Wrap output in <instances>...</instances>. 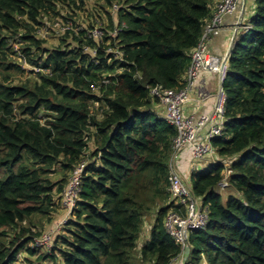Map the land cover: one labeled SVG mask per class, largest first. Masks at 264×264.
Instances as JSON below:
<instances>
[{"label": "trees", "instance_id": "16d2710c", "mask_svg": "<svg viewBox=\"0 0 264 264\" xmlns=\"http://www.w3.org/2000/svg\"><path fill=\"white\" fill-rule=\"evenodd\" d=\"M103 1L116 6L108 22L89 0H0V264L36 251L31 217L63 210L62 191L82 161L76 204L51 238L52 264H170L180 252L164 226L177 208L168 179L176 130L154 111L148 87L184 85L216 0ZM248 4L251 29L233 41L222 83L223 133L212 140L220 159L190 175L208 224L189 233L187 264H264V0ZM99 20L102 41L84 37ZM226 172L224 197L216 186Z\"/></svg>", "mask_w": 264, "mask_h": 264}, {"label": "built area", "instance_id": "2783aa9c", "mask_svg": "<svg viewBox=\"0 0 264 264\" xmlns=\"http://www.w3.org/2000/svg\"><path fill=\"white\" fill-rule=\"evenodd\" d=\"M255 1V0H252ZM246 0H219L212 9L211 16L205 20L200 38L190 54V63L184 74V85L180 88H168L161 84H155L148 87L150 97L155 100L164 109L166 122L173 126L176 135L172 140V155L169 160V192L175 210H169L164 216V226L166 232L179 245V254L171 260L178 261L179 264H187L189 261L190 247L188 235L193 231L204 230L208 224V206L204 204L192 191L191 183L181 175L176 160L178 155L185 149L189 150L194 161L200 162L214 152L212 140L223 133L224 111L226 103V94L222 87L224 81L229 50L223 55H215L208 51L207 41L216 36L222 30V21L224 16L237 12L240 6L244 10ZM116 9V6L113 5ZM240 11V13H241ZM54 27L60 30L73 29L72 25H63L55 22ZM235 33L241 30L242 34L251 29L250 21L239 20L234 27ZM81 29V28H80ZM121 28H115L112 35L117 34ZM78 30V28L76 29ZM84 37L92 38L96 42L102 41L105 36L104 27L96 24L93 27L83 29ZM235 38L233 39V41ZM99 45L91 48L92 53H96ZM107 51L113 52L116 57L121 58V52L118 49L107 48ZM201 71L215 72L220 74L219 86L216 92V100L213 110L210 114L201 115L198 119L193 116L185 115L183 112L184 103L188 100L189 91L194 84L195 79ZM106 82V80H103ZM208 126V127H207ZM85 162L82 161L76 165L68 177L65 187L62 191L60 204L66 212L62 223L66 222L68 215L74 208L78 195L81 191V180L84 172ZM193 166L191 168L194 169ZM225 177L221 182L225 181ZM63 223V224H64ZM51 232L42 233L33 239L31 245L34 247H43L47 250L51 247ZM170 262V263H171Z\"/></svg>", "mask_w": 264, "mask_h": 264}, {"label": "crops", "instance_id": "0c3cea01", "mask_svg": "<svg viewBox=\"0 0 264 264\" xmlns=\"http://www.w3.org/2000/svg\"><path fill=\"white\" fill-rule=\"evenodd\" d=\"M241 8L242 6H240L237 12L234 14L231 15L229 14L224 16L222 21V30L220 31V33L216 36H212L207 41V48L210 53L219 56L223 55L229 50V47L233 42V39L238 38V34L240 33L241 30H238V32L235 33L234 27L235 24L239 20H241L240 19ZM252 9L253 6L249 4L246 5L245 3L244 17H243V20L245 22H248L249 16L253 14ZM219 77H220L219 74L215 72H207V71L200 72L199 76L195 79L194 84L189 91L188 100L184 103L183 112L185 115L193 116L194 119H198V117H200L201 115L210 114L212 112L216 100V92L219 86ZM153 109L156 112V114H158L159 116L164 115V109L158 103L154 104ZM219 159L220 158H218L215 152H213L211 156H207L202 161L197 162L193 160L190 151L185 149L178 155L176 163L178 165L181 175L188 177V175L190 174L189 173L190 169L193 167L192 164H194V166H197L198 169H202V168H206L207 166H210L212 161L215 162L218 161ZM187 181L191 182L189 179ZM62 216L58 218L59 217L58 215L56 217V220L54 221L55 223H53L55 224L54 227L57 230H59L58 223L62 218ZM151 224L149 225V228ZM50 229L51 231H53V227H51ZM148 236H149V231L145 239H147ZM170 264H179V262L176 260V261H172ZM201 264H205V262L202 261Z\"/></svg>", "mask_w": 264, "mask_h": 264}, {"label": "rangeland", "instance_id": "374dc122", "mask_svg": "<svg viewBox=\"0 0 264 264\" xmlns=\"http://www.w3.org/2000/svg\"><path fill=\"white\" fill-rule=\"evenodd\" d=\"M218 1L219 0H216V2L214 3L213 7L215 6V4ZM89 2L92 4V6H95V5H96V7L98 6L99 14L102 15L105 20H107V21L99 20L95 24L104 25L102 23V21L103 22H108V20H109L108 17L110 15H112L113 18H116L115 10L113 8L105 5V2L103 0H89ZM93 14L95 16H97L98 13H93ZM251 16H252V14H251ZM251 16H249V20L248 21H251ZM83 17L85 18V20H83V22L85 24L92 23L90 21V18L92 16L84 15ZM240 35H242L241 31L238 34V36H240ZM48 36H50V34L47 32L45 34V37H48ZM57 42H58V38H57V40H55V39H47V42H45L44 44H46L49 47H53L54 45L56 46ZM15 46H18V45H15ZM89 147H90L89 149H91L93 147V142L89 143ZM214 163L215 162L212 161L211 164H214ZM192 166H194V164H192ZM194 167H195L194 169H192V170L190 169V172H189L190 174L188 175V177L183 176L185 180H188V179L190 180V175H191L192 171L199 170L197 168V166H194ZM57 168H59V165H57ZM228 174H229V172H226L225 175H224V177L226 178L225 181L224 182H220L216 186L217 192L220 193L224 197H226L229 194H232V188L229 186V183H228V180H227ZM62 175H63L62 171L58 170V171H56L54 173H51L50 174V178L52 180H58V179H60L62 177ZM170 198H171V196H170ZM62 214H63V216H62ZM58 215H59L58 218H60L62 216V218L60 219V221L58 223L59 230H57L54 227L55 224H53V223H55L54 221L56 220V217ZM65 216H66V212L64 210H62V209H58L57 213L52 217V219H49V216H47V215H41V214L33 215L31 217V220H32V223H33V229H35L38 232H40V234L46 233V232H51V234H52V236L54 238L60 232H62L61 230L63 228L62 226H63V223H64V222L62 223V220L65 218ZM154 217H155L154 211L148 213L145 216L144 223H143L142 230H141V235H140V238H139V240L137 242V244H138L137 250L140 248V244H142L145 241L146 235H147L148 231L150 230L149 229V225L152 223V220H153ZM28 223H29L28 221L25 222L26 225H29ZM51 227H53V231H51V229H50ZM50 249L47 250V249H45L43 247H37L36 251H34L32 253L21 251V253L17 255L16 264H30V263L31 264H52L53 260L48 257ZM203 262H204V260H203Z\"/></svg>", "mask_w": 264, "mask_h": 264}, {"label": "water", "instance_id": "95a60500", "mask_svg": "<svg viewBox=\"0 0 264 264\" xmlns=\"http://www.w3.org/2000/svg\"><path fill=\"white\" fill-rule=\"evenodd\" d=\"M243 17H244V10L242 9V11H241V13H240V19L242 20ZM219 76H220V74H219Z\"/></svg>", "mask_w": 264, "mask_h": 264}]
</instances>
